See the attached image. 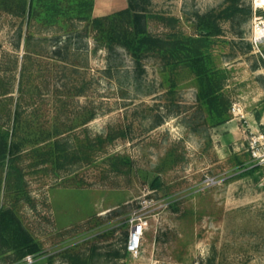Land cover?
I'll return each mask as SVG.
<instances>
[{
	"label": "rangeland",
	"instance_id": "obj_1",
	"mask_svg": "<svg viewBox=\"0 0 264 264\" xmlns=\"http://www.w3.org/2000/svg\"><path fill=\"white\" fill-rule=\"evenodd\" d=\"M90 1V0H87ZM0 0V163L10 207L39 251L0 236V264H264V44L253 0H148V31L199 37L221 119L189 65L109 48L93 24L130 0ZM64 12L49 18L48 7ZM52 15V13H50ZM206 83V82H205ZM145 221L141 254L126 242Z\"/></svg>",
	"mask_w": 264,
	"mask_h": 264
},
{
	"label": "trees",
	"instance_id": "obj_2",
	"mask_svg": "<svg viewBox=\"0 0 264 264\" xmlns=\"http://www.w3.org/2000/svg\"><path fill=\"white\" fill-rule=\"evenodd\" d=\"M148 0H130L129 6L104 18H95L93 24L98 29L99 38L111 49L116 46H124L135 58L137 71L143 68V55L151 50H159L166 57L184 62L192 67L199 76L202 87V95L208 103H214L213 109L223 119L224 111L228 110V102L225 98L219 109L217 100L223 83L215 81L212 75L214 68L210 65L208 55L203 49L205 36H188L184 38L165 39L152 35L146 26V10ZM78 5L92 7L93 0H80ZM29 12L34 14V0H30ZM49 18L53 15L64 12L65 9L58 4L47 6ZM52 13V15L50 14ZM206 82V83H205ZM18 145L10 141L0 131V163L6 160L14 161ZM0 236L7 240L11 249L19 253L23 258L28 254L39 251V244L34 236L22 225L21 220L15 211L10 207H0Z\"/></svg>",
	"mask_w": 264,
	"mask_h": 264
},
{
	"label": "built area",
	"instance_id": "obj_3",
	"mask_svg": "<svg viewBox=\"0 0 264 264\" xmlns=\"http://www.w3.org/2000/svg\"><path fill=\"white\" fill-rule=\"evenodd\" d=\"M253 38L255 45L264 44V0H253ZM253 155L256 159L264 160V146L253 150ZM147 225L144 220L140 218H133L126 242L127 252L133 256L138 257L143 249L145 233Z\"/></svg>",
	"mask_w": 264,
	"mask_h": 264
}]
</instances>
